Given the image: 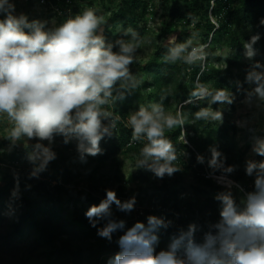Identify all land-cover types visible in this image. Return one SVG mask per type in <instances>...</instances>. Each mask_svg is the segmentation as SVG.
Listing matches in <instances>:
<instances>
[{
    "label": "clouds",
    "instance_id": "clouds-1",
    "mask_svg": "<svg viewBox=\"0 0 264 264\" xmlns=\"http://www.w3.org/2000/svg\"><path fill=\"white\" fill-rule=\"evenodd\" d=\"M14 12L10 0H0V13L5 14L0 19V117L10 124L7 139L13 146L20 141H36L28 153L35 166L33 176L55 159L51 144L57 136L63 137L65 144L75 140L82 161L101 154L100 142L113 135L121 119L112 105L124 95L114 96V92L131 91L139 84L130 68L140 46L138 33L127 28L124 36L129 39L107 42L103 35L105 21L91 8L53 29ZM258 40L254 35L244 44L247 59L256 55L254 45ZM206 57L203 46L192 47L191 41L176 43L173 36L163 61L192 66L202 65ZM246 82L254 86L249 98L254 95L264 101V64L255 61ZM193 95H212L213 103L233 102L231 93L225 90L213 95L201 87ZM197 117L222 121L223 114L201 110ZM183 124L182 112L168 111L162 103L140 106L130 113L127 126L131 128V141H146L136 168L151 171L160 179L181 171L174 163L176 149L167 133ZM253 152L264 157V138L255 140ZM210 153L208 166L213 173H222L216 179L227 189L215 196L219 219L209 223L207 230L190 223L186 230L172 236L165 249L157 251L158 232L168 228L171 221L149 215L146 223L137 221L124 230L125 221L112 218L113 204L120 211L131 212L135 197L122 202L114 190H106V198L89 207L85 215L93 227L104 221L97 232L101 238L111 241L115 232L124 230L117 241L119 251L108 264H264V160L246 162V175L254 177L253 190L245 192L237 203L231 189H243L225 175L233 173L235 166H225L216 147H211ZM197 161L203 163L204 157L198 155ZM198 232L202 233L199 239Z\"/></svg>",
    "mask_w": 264,
    "mask_h": 264
},
{
    "label": "rangeland",
    "instance_id": "rangeland-1",
    "mask_svg": "<svg viewBox=\"0 0 264 264\" xmlns=\"http://www.w3.org/2000/svg\"><path fill=\"white\" fill-rule=\"evenodd\" d=\"M147 2L150 9L153 6L157 11H149L141 22V26H144L145 30L138 33L140 46L137 49L135 58V62L139 63L141 67L154 61L155 51L158 48L171 45V38L173 36H175L176 42L181 41L185 43L191 41L194 47L203 46L200 43V38L195 35L193 26H188L189 32L182 26H178L172 34L162 36L160 27L165 17L169 15V5L167 6L166 3L160 0H147ZM10 3L15 5L14 15L19 16L23 14L27 16L30 22L32 20L45 22L46 29H53L62 24L66 19L74 18L76 15L82 14L84 10L89 9L84 0H72L69 7L65 8L60 15L58 14L57 7H51L50 4L42 9L31 0H10ZM91 9L98 16L103 17L105 21L103 34L107 35V39L110 37L116 39L120 36L124 39L130 38L124 36V31L131 27H126L120 22L115 25L109 23L108 18L110 14L105 13L102 5L97 4ZM4 18L5 14L1 13L0 19ZM106 24H108L107 27ZM226 44V41L223 42L224 47L222 50H218L217 53L221 60L215 62L214 68L226 67L234 73L243 76L246 87L228 90L233 97V102L231 104L220 103V108L217 111L222 112V121L209 118L206 119V122L213 126L217 137L220 138L223 152L221 158L224 160L225 166H235L233 173L225 175L243 189V191H240L235 186L231 189L234 198L239 203L245 192L253 190L254 177L246 175V162L248 160L257 162L264 160V157L256 155L253 152L255 140L264 138V101H261L254 95L250 98L248 96V93L254 86L246 82L248 69L244 65L247 62H253V60L247 59L244 54L238 56V63L240 64L238 68L226 63V58H231L232 62L234 60V54H229L225 49ZM203 47L205 48V46ZM163 70L167 71L166 66L163 67ZM134 76L139 81L138 85L143 89L141 95L144 96H142L144 107H149L151 104L156 103L146 99V95L151 91V88H149L152 82L151 76L148 73L145 74L144 79H141L137 74ZM195 84L199 86L198 79H195ZM145 89L147 90L145 91ZM189 103L190 101H187L184 105H188ZM211 103L202 105L203 109L201 110L211 112ZM225 105L233 106L234 109L223 112L222 108ZM138 109L136 100H133L130 113ZM230 126H233L235 129H229ZM222 127H227V131L224 132ZM9 128L10 124L6 118L0 117V264H63L64 259L62 253L58 251L50 254L51 256H47L51 251L43 247L42 244L36 245L37 229L31 230L27 225H23V233L21 235L15 233L24 208L19 197L15 194L11 195L7 191L21 194L29 201H36L48 206L52 205L55 208H61L63 211L59 216L76 223L73 219V206L75 203L79 209L87 211L90 206L98 205L106 198V190H114L118 199L122 202L135 197L136 204L131 212L120 211L113 204L111 206L112 217H122L125 222L131 223L133 226L137 221L146 223V218L149 216L147 212L159 213L160 217L172 222L169 226L171 228L170 240L181 229L186 230L190 223H196L203 230H207L209 223L219 219V202L215 200V196L219 192L227 190L216 179L221 173H210L207 171L208 174L206 171L204 172L207 177L212 179L213 186H208L198 180L197 175L201 172L197 171L194 166L177 183L165 175L162 179L152 177L151 184H141L136 179L137 158L130 151H126L125 148L117 152L114 151L111 158L105 162H100V154L94 157L87 156L82 161L77 151L76 141L73 140L65 144L63 137L60 136L55 137L51 144V148L56 154L55 159L65 161L70 168L79 173V176L70 182H66L62 189L55 188L57 182H52L49 194L39 190L34 191L30 188L28 180L33 176L32 172L35 166L29 161L28 153L32 150V145L36 141H20L13 146L7 139ZM181 134V141L185 142L183 130ZM43 143L48 145L49 142L43 141ZM109 144L118 146L119 142L116 138H110ZM21 173L24 175L23 179L18 178L21 177ZM37 176L38 174L33 177ZM14 179L16 181L19 180L17 184H13L15 182L13 181ZM163 182H168L172 187L173 193H177L169 202H166L165 197H162V200H158L157 198V195H159L157 188ZM76 196L79 197L80 202L76 201ZM88 197L91 198L89 199ZM174 205L181 210L180 213L172 208ZM187 208H190L193 214L189 213ZM199 208V212L196 213ZM103 223L104 221L99 222L101 227ZM77 224L83 232H80L72 239L75 243L83 241L82 246L84 247L85 255H88L90 248L97 249V246L95 244L90 246L89 242H92V240L84 237L88 235V230H83L84 226L81 223ZM201 235L202 233L198 232L197 238L199 239ZM105 243L106 249L109 248L110 243ZM168 244L169 241L163 239L158 248L160 245L167 248ZM97 261L99 262L100 260L93 258L90 264H98Z\"/></svg>",
    "mask_w": 264,
    "mask_h": 264
},
{
    "label": "trees",
    "instance_id": "trees-1",
    "mask_svg": "<svg viewBox=\"0 0 264 264\" xmlns=\"http://www.w3.org/2000/svg\"><path fill=\"white\" fill-rule=\"evenodd\" d=\"M166 5H169V15L165 17L161 23L160 32L162 36H167L173 33L178 27L182 26L187 29L188 26H193V31L197 37L200 38L201 45L205 46L204 51L207 53L206 60L196 65H186L182 62L175 64L165 63L163 57L168 53L169 47H160L155 51L154 61L141 67L139 63L134 62L130 68L133 75H138L141 79L145 78V74L151 76V88L146 95V99L156 103H162L166 110L175 113L177 110L181 111L184 118V124L178 126L171 132L167 133L168 138L172 141L175 149L177 160L174 162L181 167V171L174 173L171 178L173 182L183 177L192 166L197 171H200L197 178L200 182L208 186H213L212 179L207 177L204 172L213 170L208 166V159L211 156L210 148L216 147L218 151L222 152L220 138L217 137L213 126L206 122V119L197 117V113L203 109L202 105L211 103L212 95L198 99L193 95L199 88L205 87L213 95L220 90H237V88H245L244 77L234 73L231 69L226 67L214 68L215 62H219L221 58L218 55V50L224 47L223 42L226 41L225 49L229 54H234V60L226 58V63L234 65L238 68V56L245 54L244 44L249 42L254 35L259 36V40L254 45L256 55L252 58L253 62H247L244 66L248 70L251 65L258 61L264 64V0H160ZM87 7L93 8L99 4L103 6L105 13H109L108 22L115 25L123 23L124 26H130L137 33L145 30L141 26L143 17L150 11L155 12L157 9L152 6L148 7L147 0H84ZM49 4L58 8L65 6L66 0H49ZM168 8V7H167ZM104 13V14H105ZM1 14V13H0ZM108 23V24H109ZM106 24V27L108 26ZM188 30V29H187ZM189 32V30H188ZM107 42H115L116 39L106 38ZM176 43H182L178 41ZM194 47V44H191ZM114 50H116L114 48ZM232 62V64H231ZM225 63V64H226ZM164 64V65H161ZM166 66L167 71L163 70ZM140 68V69H138ZM195 79H198L199 86L195 84ZM119 89V85H117ZM142 87L139 85L131 91H115L114 96L123 94V98L117 100L112 105L114 114L121 117L117 122V127L113 130L111 137H105L100 142L102 152L100 154V162H105L111 158L112 153L125 148L126 151L133 153L138 158L139 151L143 146L142 142L131 141V128L127 126V119L130 114V108L133 100H136L137 107L144 106L142 94ZM147 89H145L146 91ZM243 92V91H242ZM242 95V94H241ZM143 96V97H142ZM190 101L188 105H184ZM220 103H211L210 110L215 112L220 108ZM174 106V107H173ZM233 106H223V112L233 110ZM229 129H235L230 126ZM183 130L185 142L181 141V131ZM222 130L227 131V127H222ZM110 138H116L119 142L118 146L109 144ZM203 156L204 162L199 163L197 156ZM1 170V163H0ZM208 173V172H207ZM216 173H221L216 171ZM204 174V175H202ZM209 174V173H208ZM207 174V175H208ZM222 174V173H221ZM21 178H24L22 173ZM79 176V173L70 168L65 161L52 160L46 168L38 173L37 177H30L28 184L34 191H41L49 194L51 190V183L57 182L55 188L62 189L66 182H70ZM156 177L151 171L136 168V179L141 184H151V178ZM26 180V177H25ZM13 184L18 181L13 180ZM158 200L165 197L166 202H169L177 193H173L172 187L168 182H163L157 188ZM9 192L11 195H17L22 202L24 211L20 215L19 223L16 227L15 233L21 235L23 233V225H27L29 229H37L36 245H43L46 249L51 251L50 254L58 251L62 253L64 259L63 264H90L93 258L100 260L98 264H108L109 260L119 251L118 238L123 234V231L130 228L131 223L125 222V229L118 230L112 236L111 241L103 239L98 236V223L93 227L90 221L86 218L85 209H79L75 203L73 206V221L67 218H61L59 215L63 211L61 208H55L52 205H46L36 201H29L23 195ZM1 194V190H0ZM174 194V195H173ZM76 201L80 202L79 197L76 196ZM89 199L91 197H88ZM178 213L181 210L174 205L172 207ZM207 210V208L205 207ZM189 213L193 214L190 208H187ZM200 210L197 209L196 213ZM148 215H156L160 217L159 213L147 212ZM113 219L123 220L122 217L113 216ZM77 223H81L84 228L88 230L86 239H91L90 246L95 244L97 249H91L88 255H85L82 242L75 243L72 238L76 237L81 231V227ZM182 225V223H181ZM160 242L166 239L170 242L171 228H162L158 232ZM110 246L106 249V243ZM165 249L163 245L158 248ZM157 249V251H159Z\"/></svg>",
    "mask_w": 264,
    "mask_h": 264
},
{
    "label": "built area",
    "instance_id": "built-area-1",
    "mask_svg": "<svg viewBox=\"0 0 264 264\" xmlns=\"http://www.w3.org/2000/svg\"><path fill=\"white\" fill-rule=\"evenodd\" d=\"M31 1H34L40 8H44L46 7L47 5H49V0H31ZM72 0H66V4L65 6H62L60 8L57 7V11H58V14H62L63 13V10L65 8H68L70 3H71ZM51 5V4H50ZM51 7H54L53 5H51Z\"/></svg>",
    "mask_w": 264,
    "mask_h": 264
}]
</instances>
